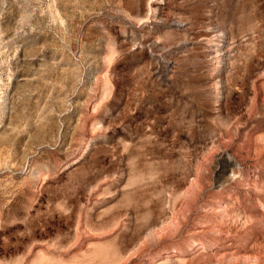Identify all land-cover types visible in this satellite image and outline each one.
<instances>
[{
    "label": "rangeland",
    "instance_id": "rangeland-1",
    "mask_svg": "<svg viewBox=\"0 0 264 264\" xmlns=\"http://www.w3.org/2000/svg\"><path fill=\"white\" fill-rule=\"evenodd\" d=\"M0 73V264H264V0H0Z\"/></svg>",
    "mask_w": 264,
    "mask_h": 264
},
{
    "label": "bare ground",
    "instance_id": "bare-ground-1",
    "mask_svg": "<svg viewBox=\"0 0 264 264\" xmlns=\"http://www.w3.org/2000/svg\"><path fill=\"white\" fill-rule=\"evenodd\" d=\"M3 47H4V46H3ZM1 51H2V49H1ZM1 73H2V72H1ZM1 73H0V75H1ZM1 79H2V77H1ZM1 79H0V80H1ZM5 79H6V78H5ZM8 79H9V78H8ZM7 82H8V81H7ZM2 86H3V85H2Z\"/></svg>",
    "mask_w": 264,
    "mask_h": 264
}]
</instances>
